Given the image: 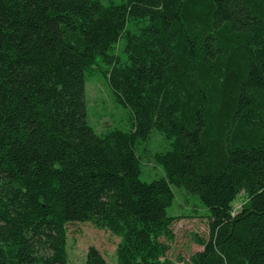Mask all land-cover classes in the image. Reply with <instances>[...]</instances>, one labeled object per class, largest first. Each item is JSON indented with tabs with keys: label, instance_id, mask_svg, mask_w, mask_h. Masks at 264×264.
<instances>
[{
	"label": "trees",
	"instance_id": "1",
	"mask_svg": "<svg viewBox=\"0 0 264 264\" xmlns=\"http://www.w3.org/2000/svg\"><path fill=\"white\" fill-rule=\"evenodd\" d=\"M100 66L129 130L87 121ZM172 186L209 211L185 264H264V0H0V264H68L70 223L119 236L118 264H174Z\"/></svg>",
	"mask_w": 264,
	"mask_h": 264
},
{
	"label": "rangeland",
	"instance_id": "2",
	"mask_svg": "<svg viewBox=\"0 0 264 264\" xmlns=\"http://www.w3.org/2000/svg\"><path fill=\"white\" fill-rule=\"evenodd\" d=\"M104 3H120L121 0H101ZM105 66L86 73L85 99L87 121L98 134L110 129H130L129 109L118 104L105 74ZM169 149L164 135L154 130L147 141L138 145L137 155L141 162L140 179L151 182L164 176L163 169L154 162L155 153ZM175 199L168 214L177 218L174 224L175 239L170 243L167 258L174 264H185L190 257L202 250L197 238H208V209L197 195L172 186ZM246 196L242 193L233 204L234 214L241 210ZM120 237L112 232L97 228L93 223H70L67 225L68 264H86L90 247L97 248L108 264H118L116 249Z\"/></svg>",
	"mask_w": 264,
	"mask_h": 264
}]
</instances>
